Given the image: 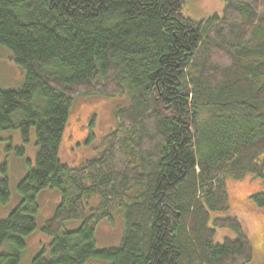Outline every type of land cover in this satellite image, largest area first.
Instances as JSON below:
<instances>
[{
    "label": "trees",
    "instance_id": "1",
    "mask_svg": "<svg viewBox=\"0 0 264 264\" xmlns=\"http://www.w3.org/2000/svg\"><path fill=\"white\" fill-rule=\"evenodd\" d=\"M182 4L0 0V46L24 72L19 88L0 90V133L18 129L25 141L33 128L37 147L19 203L0 218V264L20 263L48 189L58 201L38 227L49 240L30 264L251 262L240 222L221 215L226 180L245 175L262 186L250 199L264 209V0H223L220 15L198 21ZM84 96L128 103L95 154L71 167L59 148ZM113 213L123 219L119 244L97 249L95 227ZM70 220L80 225L65 229ZM216 229L234 237L216 242Z\"/></svg>",
    "mask_w": 264,
    "mask_h": 264
},
{
    "label": "rangeland",
    "instance_id": "2",
    "mask_svg": "<svg viewBox=\"0 0 264 264\" xmlns=\"http://www.w3.org/2000/svg\"><path fill=\"white\" fill-rule=\"evenodd\" d=\"M222 8L223 0H183L182 13L198 21L212 15H220ZM23 79L24 72L14 63L11 52L0 46V90L19 88ZM127 103L126 96H84L74 99L62 133L59 148L61 162L71 167H78L92 157L99 147L101 138L116 124L114 110L126 106ZM20 148L23 151L22 155H18L16 151ZM36 151L33 128H30L25 141L18 129L0 133V168L3 166L5 169L10 194L9 202L5 205L0 204L1 219L6 218L9 210L19 203L16 186L28 168L34 166ZM259 186V181L250 175H245L239 180H226L229 209L221 215L235 217L246 232L252 247V260L248 264H264V209H256L250 199V193L262 187ZM45 193L39 198V206L42 207L43 214L36 221V230L25 239L26 246L19 264H30L32 257L44 248L43 246H47L48 242L43 243L33 235L39 231L38 226L46 220H42L45 210L54 204L52 194ZM94 199L96 200L97 197ZM79 225L80 220H70L66 221L63 227L72 230ZM122 230L123 219L117 213L101 220L95 227L96 248L116 247L121 239ZM39 235L48 239V236L42 232ZM224 237L233 238L234 234L226 229H216L215 241L221 242ZM96 264L104 263L98 261Z\"/></svg>",
    "mask_w": 264,
    "mask_h": 264
},
{
    "label": "crops",
    "instance_id": "3",
    "mask_svg": "<svg viewBox=\"0 0 264 264\" xmlns=\"http://www.w3.org/2000/svg\"><path fill=\"white\" fill-rule=\"evenodd\" d=\"M45 192H49L48 194H52V196L54 198L52 203H54V204L49 209L45 210L44 218H42V220L43 219H47V218H49L52 215V213L54 211V208L56 206V203L58 201V194L55 191H43V192H41L39 197H38V201H39L40 196H43L42 194H46ZM42 214H43L42 207H39V215H38V217L40 215H42ZM39 233H40L39 231H36L33 235H35L36 238H39L40 240H42L43 243H47L49 239H47L46 237H42L41 235H39Z\"/></svg>",
    "mask_w": 264,
    "mask_h": 264
}]
</instances>
